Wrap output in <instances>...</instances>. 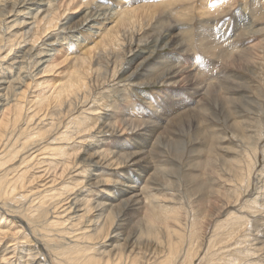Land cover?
Masks as SVG:
<instances>
[{"label":"rangeland","instance_id":"obj_1","mask_svg":"<svg viewBox=\"0 0 264 264\" xmlns=\"http://www.w3.org/2000/svg\"><path fill=\"white\" fill-rule=\"evenodd\" d=\"M52 2H54L55 7H57V9L54 8V10L51 12L50 19L52 21L56 20V22L53 21L54 23L58 22L57 27L48 30L45 28L46 30L44 31L43 29L45 21L41 22V17H38L37 20L35 19V21L39 23H34V32L30 35L29 39H24L25 37L27 38V36H22L21 26L25 28L27 27V25L18 21L16 23V21H14L15 17H10V19H8L7 21L8 24L5 25L4 29H1L0 31V78L3 73L7 72L8 70H11L10 65L13 64L12 58H15L16 55H20L21 49H25V47L27 49V47H30L31 44L37 43L36 46L40 47L44 51L40 53L38 52V56H40V58H43L42 63L38 64V61L34 60V58L28 60L29 62L26 66V69H21V71L26 70V72L23 73V76L26 75L25 77H27L26 79H24V83L22 82L20 84H17L16 86L10 85L11 88L8 89L10 93L7 91V95H9L10 98L9 100L5 101L2 106L0 105V123L3 119L4 123L6 119V122L8 124L6 128L8 130L3 136V139L0 140V154L4 156V148H8L11 146L10 140L8 141L10 143L8 147L2 144L4 139L6 138H11L14 142L20 137V143L22 145L19 144L18 146L21 145L25 147V150H23L22 153L20 152V155H18V157L13 158L14 156L10 157L9 155V157L6 159H9L7 163L9 164L10 162V164H7V166L11 168L10 172L7 171L8 178L12 175L11 178L12 180H14L15 177L18 178L20 174H23L25 176L24 182L26 180L27 181L25 182V184L21 180L17 183H21V187L22 185H25L26 187L22 188L23 192H25L26 194L28 193V196H33L34 198L39 195V192H41V190H44L43 196H45L47 194L45 190H49L51 187L55 186L56 189L67 187V184L63 180L64 176H60L64 168V161L66 160L68 163L75 153H79V158V155L83 153L81 147L82 143L79 141V138H77L76 142L75 140H67L66 142L64 141V149L61 155L58 156L56 153H54L55 151L59 150L60 147H62L63 142L62 140H56V137H58L57 135L59 134H51L49 135V137L47 136V130L48 128H51V125L49 124L52 121H50L49 116L46 117L44 120L42 117L45 116L44 111L46 112V114L48 112L50 113V111L56 112L57 110H59V107L54 102H51L50 105H54L55 108H51L50 105H48V107L46 108H42L41 106H39L41 104L39 102L47 96L53 97V94H56L59 91V89L57 90V88L59 86L61 87L62 85H66L71 77H81L80 74L82 67L79 64L82 63L80 59L83 60L85 58V60H87L89 64L92 62V66H94L93 68L97 66H101L102 68V64L97 65V63L94 61L100 59L97 57V55L106 50V47L104 48V44H107L108 46V42H103L105 33L116 25V22L121 14H126L125 12L136 10V12H138L139 16L141 17L143 23L142 26H139L140 33H142L141 35L147 33L146 35L150 37V40L152 38H157L160 35V32H162L165 28H167L168 24H170L173 28V32L178 35L180 42H183V44L180 46L172 45L170 47H166V49L163 50L159 49V51H156V53L151 56L152 59L150 58L146 60L144 63L138 66L139 69L137 68L134 71V68L136 67L135 65L132 70L137 75L139 74L138 77L136 75L135 83L130 84L128 81H125L124 83H127L125 85H123L124 83L118 84L116 80L112 81V77H109L105 84H103V82L101 81V85H96L95 87L97 95L95 94L94 96L99 97L101 95L100 97L104 99V101L101 102L103 105L100 108H97L96 111L90 112V108L94 109V106H97L94 105V96L92 95L91 99L88 101V104L83 103L82 101H78L76 103L75 116L78 117V115L80 114L81 117L91 118L89 122H84V125H89V127H93V125H96L97 129V127L101 123V120L98 119L99 115L104 116L106 112H109L111 113V115L116 116L115 119H118L117 121H119V118L122 116L121 113L129 111V113L133 115L134 120L131 121L133 124H138V122H141V120L143 119L142 123L145 126V123H147L145 121L149 119L145 114H148V112L152 111L150 110L152 106L148 105V103L146 102L154 103L156 101V103L154 104L162 103V105L164 106L166 102H170L172 105L173 103H176L177 99H181L182 101L184 100V102H186L187 104H190V106H192L193 103L192 111L187 113L182 121L170 123L171 121L170 119H168L166 123L170 125L174 123V126H172L171 129H168V131L166 128L167 125H163V131L165 132L162 133L164 135L161 136L157 142V145L158 147L160 146V149L153 155H148L149 161H151L153 164L155 163L154 166H156L157 164V166L150 171V181L147 178H144L145 180L140 184L137 189V193H141L140 199L142 201L144 200V204L147 202L146 200H148V197L143 190H145V192H148L147 188L149 185L152 186L158 183L159 185L157 186V189L161 190H157L158 194L160 196L163 193V199L166 201H169L170 198L168 197L171 193H176V195H178L180 191V194L178 195L180 199H175V203L177 202L175 205L173 203L167 205L165 204L166 208L169 209L168 211H166L169 212L168 215H172L173 213H175L173 212V208L183 215L184 213L186 214V212H188L186 216V218L188 219H186L185 222L190 223L188 224V226L191 225V220L194 219V212H198L199 220H202V217L208 213V210H211L210 206L212 205L213 201L216 200L217 191H221L219 195H222L223 192L230 194L231 191L234 190V188L236 187L234 186L236 183L235 181H231L230 183L228 182L227 185L223 184L222 181L220 182L219 178H217L219 172L218 169L220 170L222 168L220 167V161H216L215 163L217 164L215 166L213 164L214 162L212 163L211 161L213 153H216L214 152V149L218 147V133H222L226 139L221 142V145H223V147L221 148L223 154L221 156L223 158L226 157L222 161L226 162L225 160L228 159L229 164L230 162H232V160L238 159V155H241L242 157L243 155L246 156L245 153L248 152L250 149V145H248L250 142V136L256 138V142L259 143V151L257 156L258 164L257 168L255 169V172L253 173L251 183H249L248 186L243 187L244 191L246 192H244V194L241 196H236L234 198V201H232L231 206L229 205V209L227 208L226 211L224 210L216 217L213 226L207 228L208 230L206 229V226H204V230L202 229V232L204 233L206 240L202 241L201 243L203 249H199L203 253L201 254L200 258H196L193 264H264V209L261 212H255L256 214H253L250 210L247 209L242 210L243 206H245L246 204V200H250L258 196L260 197L261 201H264V0H52ZM98 4L101 8H103L102 10L98 8L102 13L101 16L103 17L98 16L96 20L97 22H95L94 24H90L92 28L90 27L87 30L88 26H82L81 24L86 23L83 22V12L86 8L89 7L96 6L97 8ZM108 4L111 5V9L109 8ZM105 5L107 7H104ZM153 5L156 7H154ZM75 7L77 9H74ZM149 7H151V12L149 10ZM139 9H141V11L143 9V11L141 12ZM146 9L148 10L147 12ZM154 11L158 14L156 13V18L150 21L153 17V14L155 13ZM161 11L163 12L162 17ZM148 12L152 14L150 18L147 16ZM55 15H57L58 18L55 17ZM158 18L161 20H159ZM143 19L146 21H144ZM32 20L33 19H31V21ZM64 21H66V24L63 26ZM74 22L75 25L78 26H74ZM251 26L253 29H251ZM73 27L76 28L73 29ZM61 28L66 29L62 30ZM27 30L28 28L25 29V31ZM51 32H55L56 34L59 33L56 36L60 38V41L57 43L53 42L54 44L52 43L50 45H43L45 39L50 36ZM209 40H215L219 42L218 45L220 46L214 48L213 46L207 45V42ZM145 47L146 45L144 46V48ZM12 49L13 51H11ZM184 49L186 51H184ZM35 53H37V51ZM198 56H200L201 58ZM193 57H196V59H192ZM21 59L22 58H18L14 61L15 64L12 68L13 71L18 69ZM179 60L182 61V64L188 66L186 68H188L189 71L193 69V72L191 71V73H193V78L191 82L188 83L187 80L183 81L184 77H181L179 79L181 81L178 80V82L175 84L166 85L162 82H159L156 85L151 84L153 80H157V78H159V76L164 73L163 70L167 67L169 62L179 64ZM113 61L115 62V59H113ZM150 63L152 64L150 65ZM165 63L166 65H164ZM112 68L113 66H111V69ZM93 73L95 79L97 77V74H95V72ZM198 75L200 76V78ZM203 80L205 81V85L202 83L204 82ZM138 82H145L150 84L144 86L139 85ZM196 85H198L199 90L197 89ZM112 86L113 88H116L118 90H122V86H124L126 89H129V94H134L131 96V99L125 98V103L121 100V97L118 94L119 91H112ZM194 91H198V93H196V96L193 95ZM175 94L180 97H174L173 95ZM188 94L190 95V98H188ZM106 95L108 96L106 97ZM171 95L176 100H172ZM181 95H183V97H181ZM80 96L82 100L85 99L84 93H81ZM71 97L73 98L74 96ZM166 97H168V99H166ZM19 99L22 101V105L24 107L23 118L26 117L27 120L26 118H22V120H20L18 124H15L13 122L14 119H12L15 117L14 111L9 106L15 105ZM134 99L136 101L134 104L135 106L133 104H130L134 103ZM164 99L166 101H164ZM220 99H222V101ZM127 100H129L130 102H128ZM106 102H114L113 105L119 106L120 109H114L113 105L111 106V108L109 107V109L105 105ZM198 103L199 105L204 104L203 109L201 111L199 110L201 108L199 107ZM119 104H121V106ZM130 107L132 108V110ZM10 109L12 110L10 111ZM39 109H43V116L41 118L44 122L40 120V116L42 114H38L37 110ZM142 110H145L146 113ZM157 110H159L160 112L163 110V108L160 107ZM157 115L160 116L161 112ZM37 117L40 119H38ZM63 120H65V118ZM192 120L195 121L193 122ZM143 125L140 126L139 130H134L133 132L132 129H129L130 133H124L123 137L126 139L124 140L125 145L131 143V146H135V143L139 141L140 136L143 135L144 130H141L142 127H144ZM199 125L201 126V128L199 127ZM23 129L26 132L29 131L28 133L33 130L42 131L43 137L36 138L35 140H33V142L32 140L27 141V138L25 137L26 135L18 136L21 131H24ZM63 130L64 128L61 131ZM197 130L199 132H197ZM168 132L170 133L168 134ZM171 133H173V135ZM109 134L110 133L105 134V136L104 134H99L101 138L108 137V139L106 140H101V142H103H100V144H103L101 149L107 150L109 146H113L114 138L119 137L120 139V136L116 133L114 135ZM47 137L48 139H46ZM164 143L168 145L165 146ZM54 144H56V146ZM52 145L54 148L52 147ZM84 145L86 146V142ZM170 145L172 147H170ZM18 146L17 148L20 149L21 146ZM124 151L131 152L136 150ZM225 151L226 153H224ZM12 159L16 160L12 163ZM24 159L28 161L24 162ZM59 161L61 162L59 163ZM132 164L133 163H125L124 166L112 167L111 165L106 163L101 166H96V168L94 167L92 169L87 167L88 171L93 172V183L97 182V180H102L103 182L100 184V187H98L97 185L93 186V188L91 187L93 191H89L87 190V187H84L86 189H84L85 193L82 196L84 197L86 194L88 197L90 196L89 199L94 202L96 201V198H101L105 196L107 194L106 190L110 188H113V192L117 191L119 195H123V190L125 189L124 187L126 184L125 181L121 180V178L125 177V172L129 169V172H135L137 165ZM241 165V169L244 171L247 168V165ZM98 167L99 169H97ZM15 168L18 170H16ZM77 169H79L78 172ZM83 169H85V166H79L69 169L65 175L67 183H73V186L75 181L71 179L80 177L81 172H83ZM26 170L28 171L25 174ZM229 170L232 171L230 168ZM114 172L116 173V175ZM2 174L3 172L0 171V176ZM121 175L124 176L122 177ZM172 175L173 177H171ZM159 176L161 178H159ZM152 177H155L156 179L159 178L161 181L158 179L157 181L160 182H157L156 179ZM119 179L121 181H119ZM116 181L120 185V187L119 185L117 186ZM62 182H64L65 184ZM113 182L115 183L113 184ZM9 183L13 184L14 186H12L11 188L5 187L6 190L4 191H6V193H3L1 195L2 199H0V209L1 206L7 209L9 208L10 211L8 212L14 215V212L12 211L16 209L15 207L23 205L24 203L23 210L28 213L30 202L28 200V202H25L24 197H21V195L19 196L16 192L17 190L15 189V184L12 182ZM85 183L86 181L83 184ZM82 185H80L78 188H74L75 191L70 190V192L67 193L69 196H71L70 200L74 197L73 192H77V190L80 189ZM118 187L120 188V190ZM12 188L16 192L14 193L15 197L12 193L14 191ZM173 189H176L178 191H175ZM10 190H13L11 192V196L10 192H8ZM100 191H102L103 193ZM61 192L62 190L58 191L59 194ZM233 193L235 194L234 191ZM109 195L113 196L112 193H110ZM58 197L59 195H56L55 198L50 199V201H48L47 204L45 203L44 206L49 205V208L51 209V214L49 215V218L51 220H54L55 218L56 220L64 222V225L66 226L67 213L65 214V212L63 211L64 208L58 209V207H60V205L67 206L68 201H62L60 205L56 207L53 204L58 201ZM45 202L47 201L45 200ZM12 204L13 207L11 206ZM26 207L28 210L26 209ZM234 211H238L239 213H241V211H243L244 213L246 212V216H249L254 220V226L251 228L252 230L249 232L248 237L242 236L241 234L243 232L239 230L238 233L235 232L229 236L232 227H234L232 225L230 227H227V229L223 231L224 237L218 240V243L215 245V247L210 248L212 235L214 233L215 227L217 226L216 224H219L220 222H226V220L230 218V215ZM28 214H30V212ZM35 215L36 214H34V216L31 215L32 218L30 217L33 221H36H34V225H36L38 222L41 223V220H43L42 218H38V214V217L35 218ZM144 216L145 209H142L136 219L131 223L130 226L127 227L126 234L127 232H137L138 235L136 237H139L141 234V229L146 228V224L144 225V223H142L141 221L143 220ZM12 218L13 217L11 215H9L8 218L7 216H5V219L3 218V220L0 217V264H6L7 261H14L16 258L20 257L21 254L18 249L21 250L22 245L25 244V242L27 241L30 242L32 239L31 235H27L28 232L25 233L26 230L24 228H20V223H18L15 219ZM12 220L14 221L12 222ZM137 221H141V224H139V222ZM67 223L69 224L68 221ZM82 224V226L85 227L84 223ZM38 226H36L38 228L37 230L40 231V227ZM69 227L74 226L73 224H70ZM17 231H19L20 233L18 232L16 235H12ZM82 231L84 230L82 229L80 233H78L79 230L78 232L74 231L73 233L72 231L71 233H73V235H75L76 233L81 234ZM6 233L8 234L5 236ZM187 243L183 244L184 250L182 251V254L179 257L177 263L184 261L186 256L185 251ZM15 246L19 248L15 250ZM6 248L8 249L5 250ZM248 248L252 250H258H256L254 253H248L246 255L245 249ZM244 251L245 254L243 253ZM42 252L44 254L43 256L41 255L42 259L44 258V256L49 257V254L45 248H43ZM203 257H205L206 259ZM202 258L205 259L203 260V262L201 260ZM50 262H53L52 259H50Z\"/></svg>","mask_w":264,"mask_h":264},{"label":"bare ground","instance_id":"obj_2","mask_svg":"<svg viewBox=\"0 0 264 264\" xmlns=\"http://www.w3.org/2000/svg\"><path fill=\"white\" fill-rule=\"evenodd\" d=\"M110 6L111 5H109V8L111 9ZM104 7H107V6L105 5ZM154 7H156V6H154ZM54 8L57 9V7H55V4H54V2H52V0H0V31H1V29L3 30L4 26L8 24L7 21H8V19H10V17H12V18L15 17L14 21H16V23L18 21L20 23H25L27 25V27H25V28L23 26H21L22 27L21 28L22 29V31H21L22 36L23 37L27 36V38L25 37L24 39H29L30 35L34 32L33 31L34 23L37 22V21H35V19L37 20L38 17H41V19H40L41 22L45 21L44 29H43L44 31L46 29L48 30V29L55 28V27H57L58 22L54 23V22H56V20L55 21L53 20L54 21L53 22L50 19L51 12L54 10ZM98 8H100V10L103 9L98 4L97 8L95 6V7L86 8L84 10L83 22H86V23L85 24L81 23V24H82V26H88L87 30L91 27L90 24H94L95 22H97L96 20H97L98 16L102 15L101 11ZM33 9H35V10H33ZM74 9H77V8L75 7ZM150 9H151V7H149V10ZM139 10L141 11V9H139ZM142 11H143V9H142ZM147 11L148 10L146 9V12ZM116 12H117V10H116ZM124 12H125V10H124ZM150 12H151V10H150ZM125 13L126 14L120 15L119 19L116 22V25L113 28H111L108 32H106L104 35L103 42H105V43L108 42V46H107V44L105 45L103 43L104 48L106 47V50H104L102 53L97 55V57L100 59H97L96 61H94L97 63V65L102 64V68H101V66H97V67L93 68L94 66H92V62L89 64V62L87 60H85V58L83 60L80 59V61L82 63V64H79L82 67L81 68V74H80L81 77H77V78L71 77L69 82L66 85H62L61 87L59 86L57 88V90L59 89V91H58V93L53 94V97L47 96V97L43 98L42 101L39 100L40 101L39 103H41L40 105L37 103L42 108L48 107V105H50L51 102H54L59 107V110H57L56 112L50 111V113L48 112L46 114V112L44 111L45 116H43V109L37 110L38 114H42L40 116V118L43 116L42 118L44 120L46 117L49 116L50 121H52L49 124V125H51V128H48L47 136L49 137V135H51V134H53V135L59 134V135H57L58 137H56V140H62V142H63L62 143L63 145L61 144L62 147H60V148L58 147L59 150L55 151L54 153H56L58 156L61 155V153L63 152V149H64V144L67 140H71V141L75 140V142H76L77 138H79V141L82 143L81 147H82L83 153H81V155H79V158H78L79 153H75L71 157V160L68 163L66 160L64 161V168H63V171L60 174V176L61 175H62V177L64 176L63 180L67 184L66 185L67 187L56 189L54 186V187H51L49 190H45V192L47 193L45 196H43L44 190H41V192H39V195L38 196L36 195L37 196L36 198H34L33 196L32 197L28 196L27 195L28 193L26 194L25 192H23V189H22L23 187H26V186L22 185V187H21V183L20 184L17 183L21 180L25 184V182L27 180L24 182L25 176L23 174H20L18 176V178L15 177L14 180H12V178H11L12 175L9 176V178L7 175L8 174L7 171L10 172L11 168H9L7 166V164H8L7 161L9 159L8 160H6V159L9 157V155H10V157L14 156L13 158H16V157H18V155H20V152L22 153V151L25 150V147L21 146L22 145L20 143L21 138L19 137L14 142L11 138L10 139L6 138V139H4V141L2 143L6 147H8L10 145V143L8 141L9 140L11 141V146L8 148H4V150H3V151H5L4 156H2V154H0V171L3 172V174L0 176V197L3 193L4 194L6 193V191H4V190H6V188H11L12 186H14L13 184H10L9 182L14 183L15 187H16V188L15 187L14 188L17 190L16 192L18 193V195L19 196L21 195V197H24L25 202L27 200L30 202L29 203L30 204V207H29L30 214H28L29 212L27 213L23 210V205H24V203H23V205H20L18 207H15L16 205L14 206L16 208L14 211H12V212H14V215L8 212V211H10L9 208L7 209V208H4L1 206L0 217L3 220V218L5 219V216H7V218H8L9 215H11L13 217L12 219H15L18 223H20V226H21L20 228H22V229L24 228L26 230L25 233L28 232L27 235L32 236V239L30 242H28V241L25 242V244L22 245L21 250L18 249V251H20L21 256L16 258L14 261H11V260L7 261L6 264H193L195 262L196 258H200L201 254L203 253L201 251L203 249V247L201 246V243H202V241L206 240V237H205L204 233L202 232V229L204 230V226H206V229L209 228L210 226H213V223H214L216 217L220 213H222L224 210L226 211V209L231 206L232 201H234V198L236 196L243 195L244 192H246V191H244L243 187L248 186L249 183H251L253 173L255 172V169L257 168V164H258L257 156H258V151H259V148H258L259 143L256 142V138H253L252 136H250V142L248 145H250L249 151H252V152H249V151L246 152L245 153L246 156L243 155V157L241 155H238L239 156L238 159L232 160V162H230V164H229L228 159L225 160L226 162L222 161L226 157L224 156L225 154L223 155L225 158H223L221 156L223 154L221 151V148L223 147V145H221L222 144L221 142L226 140V139L222 133H220V134L218 133V137H217L219 139L218 145H217L218 147L214 149L215 150L214 152H216V153H213V155L211 157V159H212L211 161H212V163L214 162L213 163L214 166L217 164V163H215L216 161L217 162L220 161V165H221L220 167H222V168L220 170L218 169L219 172H218V176H217V178H219L220 182L222 181L223 184L227 185L228 182L230 183L231 181H233V182L235 181L236 183L234 186H236V187L234 188V190L231 191L230 194L223 192L222 195H219L221 191H219V192L217 191L216 200L213 201L212 205L210 206L211 210H208V213L202 217V220H199L198 212H194L195 213L193 215L194 219L191 220V225L188 226V224H190V223L189 222L185 223L186 219H188V218H186L188 212H186V214L184 213V215H183V214H180L179 211H176V209L171 207V208H173V212H175V213H173L172 215H168L169 212H167V211L169 209L166 208V205L171 204V203H173L175 205L177 203V202L175 203V199L179 198L178 195L180 194V191H179L178 195H176V193L175 194L171 193L172 195L170 194V196L168 197V198H170L169 201L164 200L163 199L164 196H162L163 193H162V195L159 196L158 191H157V190H159V189H157V186L159 185L157 182L161 181L159 179V178H161L160 176L157 179L155 177H152V178H155L156 181L158 179L160 181H157L156 182L157 184H155V185H152V186L149 185L147 188L148 192H145V190H143L144 193H146L147 197H148V200H146L147 202L145 204H144V200L142 201L140 199L141 193L138 194L137 189L140 186V184L145 180L144 178H147L150 181V178H149L150 177L149 176L150 171L154 167L157 166V164H156V166H154L155 163L153 164L151 161H149L148 155H153L154 153L158 152V150L160 149L159 148L160 146L158 147L157 142H158V139L164 135L162 133V132H165V131H163V129H164L163 125L164 124L167 125L166 128L168 131V129H171L172 126H174L173 124L176 121H182L184 116L187 113L192 111L193 103H192V106H190V104H187L186 102H184V100L182 101L180 98H179L180 100L177 99L178 100L177 101L174 98L175 96H177V98L180 97L177 94L173 95L174 97L172 95H171L172 97L170 96L172 100H176V103H173L172 105L170 102H166L164 106L162 105V103L154 104V103H156V101L154 103L153 102H146V103H148V105L152 106V108L150 109L152 111H150V112L147 111L148 114H145L146 111L144 110L145 111L144 114L147 115V118H149L147 121H145L147 123L144 122L146 124L145 126L142 123L143 119L141 120V122H138V124H136V123L133 124L131 122L134 120L133 115L130 114L129 111H125V112L121 113L122 116L119 118L120 119L119 121H117L118 119H115L116 116L111 115V113H109V112H106V114H104V116L99 115L98 119L101 120V123L99 124L97 129H96V125H93V127L92 126L89 127V125L88 126L84 125V122H89L91 118L81 117L80 114L78 115V117L75 116L76 103L78 101H82L83 103L88 104V101L91 99L92 95L94 96L96 94V91H95L96 85H98V86L101 85V81L103 82V84H105V82H107L109 77H112L111 78L112 81L116 80V82L118 84H122L125 81L126 82L128 81L130 84L135 83L137 74L134 71L138 68V66H140L142 63H144L146 60L150 59L151 56H153L156 53V51H159V49L160 50L166 49V47H170L172 45L173 46L174 45L180 46L183 44V42H180L178 35L173 32V30H172L173 28L171 27L170 24H168L167 28H165V29L163 28L164 30L162 32H160V35L157 38H152L150 40V37H148L146 35L147 33L143 34V35H141L142 33H140L139 26L140 25L142 26L143 23H142V19L139 16L138 12H136V10H134V11H129V12H125ZM156 13L157 12H155L153 14V17L151 18L150 21H152L153 19L156 18V15H155ZM149 14L150 13L148 12V15L147 14L146 15L150 18L152 16V14H150V16H149ZM73 16H75V15H73ZM162 16H163V12L161 13V17ZM55 17H57V15H55ZM101 17H103V16H101ZM31 19H33V20L31 21ZM159 20H161V19H159ZM108 21H109V19H108ZM144 21H146V20H144ZM38 23L39 22H37V24ZM65 24H66V21L63 22V26ZM72 26H73V24H72ZM74 26H78V25H75V22H74ZM27 28H28V30L25 31V29H27ZM74 28H76V27H73V29ZM61 29L65 30L66 28H61ZM251 29H253L252 26H251ZM99 30H100V28H99ZM54 33L55 32H51L50 36L47 39H45L44 43L42 42L43 45H48V44L50 45L53 42L57 43L60 41L59 40L60 38L58 36H56L59 33L58 34H56V33L54 34ZM155 34H157V33H155ZM36 44L33 43L30 45V47H27V49H26V47H25V49H21L20 55H18V56L16 55L15 58L14 57L12 58L13 61L11 60L13 62V64L10 65L11 70H8L7 72L3 73V75L1 76V78H0V105L1 106L5 101L9 100V98H10V96L7 95V93L9 92L8 89L11 88L10 85L16 86L17 84L22 83L24 81V79L27 78V77H25L26 75L23 76V73L26 72V70L21 71V69H26V66L29 62L28 60H31V58H34V60L38 61V64L43 62L42 61L43 58H40V56H38V52L40 53V52H44V51L40 47H37ZM71 44H72V42H71ZM218 44H219V42H217L215 40H209L207 42V45L213 46L214 48H216L217 46H220ZM145 45H146V47L144 48ZM0 49H1V46H0ZM11 51H13V49ZM36 51H37V53H35ZM184 51H186V50L184 49ZM187 52H188V50H187ZM100 55H101V57H100ZM198 57H200V56H198ZM18 58H22L20 61V65L18 66V69L13 71L12 68L15 64L14 61ZM113 59H115V62L113 61ZM181 60H183V59H181ZM198 61H199V58H198ZM172 63L169 62L167 67L164 68V70H163L164 73L161 74V76H159V78H157V80H153L151 84L156 85L159 82H162L163 84H166V85L167 84H175L178 82V80L181 77H184L183 81L187 80L188 83L191 82V80L193 78V73H191V71L193 69L191 71H189L188 68H186L188 66H185V64H182V61H180L179 64L174 63V62H172ZM151 64L152 63H150V65ZM135 65H136V67L134 68V71H133L132 68ZM161 65H162V63H161ZM164 65H166V63ZM111 66H113L112 69H111ZM249 69H251V68H249ZM101 70H102V72H101ZM93 72H95V74H97V77L95 79H94V75H93L94 73ZM99 72H101V73H99ZM32 74H33V72H32ZM138 76H139V74L137 75V77ZM211 77H209V78H211ZM199 78H200V76H199ZM179 81H181V80H179ZM194 81H195V79H194ZM200 81H201V79H200ZM202 83L204 84L205 81ZM125 84H127V83H124L123 85H125ZM138 84L146 86V85H149L150 83H145V82L139 83L138 82ZM193 84H195V83H193ZM139 85H137V86H139ZM196 87H197V89L199 88L198 85H196ZM247 88H248V86H247ZM111 89L113 92L119 91L118 94L121 97L122 101H124L125 98L131 99L132 98L131 96L134 94V93L129 94V91H128L129 89H126L124 86H122V90H120V89L118 90L116 88H113V86ZM187 89H189V88H187ZM206 90H207V88H206ZM208 90H209V88H208ZM174 91H176V90H174ZM12 93H13V91H12ZM81 93L82 94L84 93V95H85L84 100L81 99V96H80ZM196 93H198V91H196V92L194 91L193 95L196 96ZM183 95H181V97H183ZM71 96H74V97L72 98ZM100 96L99 97H96V96L93 97L94 105H97V106H94L95 107L94 109L90 108L89 109L90 112L96 111L97 108H100L103 105L101 102L104 101V99ZM107 96L108 95H106V97ZM188 96H189L188 98H190L189 94H188ZM53 98H54V100H53ZM151 98H153V97H151ZM166 99H168V97H166ZM172 100H170V101H172ZM220 100L222 101V99H220ZM127 101L130 102L129 100H127ZM164 101H166V100L164 99ZM120 102H118V103H120ZM135 102L136 101L134 99V103H130V104L134 105ZM160 102H161V100H160ZM113 103L106 102L105 105H106V107L111 108ZM167 104H168V106H167ZM119 105L121 106V104H119ZM198 105H199V103H198ZM203 105H199V107L201 108V109H199L200 111L203 109ZM50 106H51V108H55V106L52 104ZM144 106H147V105H144ZM9 107L12 108L14 111L15 117L12 118V119H14L13 122L15 124H18L19 121L22 120V118H23L24 107L22 105V101L19 99L15 105H10ZM160 107H162L163 110L160 111L161 115L158 116L157 114H159L160 112L157 109ZM115 108L117 109V108H119V106H114V109ZM12 109H10V111ZM131 110H132V108H131ZM204 113H202V114H204ZM24 118H26V117H24ZM35 118H36V116H35ZM40 118H38V119H40ZM42 118L40 119L41 121H43ZM64 118H65V120H63ZM143 118H144V116H143ZM168 119H170V121H171L170 123H172V122H174V123L172 125L166 123ZM199 119H200V117H199ZM3 120L0 123V140L3 139V136L5 135V133L8 130V129H6L7 125H8L6 122V119L4 121L5 124L3 123ZM26 120H27V118H26ZM137 120H139V119H137ZM199 121H201V120H199ZM65 122H66V124H65ZM142 125L144 126L141 129L142 131L144 130L143 135L140 136L139 141H137L135 143V146H133V145L131 146L130 145L131 143L128 145H125L124 140H126V139L123 137L124 133H126V132L130 133L129 129H132L133 132H134V130H139L140 126H142ZM200 125H199V127L201 128ZM63 128H64V130L61 131ZM187 128H188V126H187ZM196 129H198V128H196ZM177 131H178V129H177ZM28 132H26L25 130L21 131L18 136L26 135L25 137L27 138V141L32 140V142L36 138L43 137L42 131L33 130V131H30V133H28ZM197 132H199V131L197 130ZM108 133H110L112 135H114L116 133L117 135L120 136V139H119V137L114 138V136H113V138H114L113 146L112 147L109 146V148H107V150H104V149H101L103 144H100V142H101V140L103 141V140L108 139V137L107 138L106 137L101 138L99 136V134H104V136H105V134H108ZM139 133H141V132H139ZM169 133L170 132H168V134ZM171 134L173 135V133H171ZM10 137H12V136H10ZM48 137L46 139H48ZM130 139H132V138H130ZM85 142H86V146L84 145ZM101 143H103V142H101ZM19 144H21L20 145L21 147L18 146ZM29 145H30V143H29ZM54 145L56 146V144H54ZM166 145H168V144H165V146ZM183 145H184V143H183ZM17 146L20 147V149H18ZM172 146H173V144H172ZM172 146L170 145V147H172ZM1 147H2V145H1ZM52 147H53V145H52ZM150 149H152V150H150ZM48 150H49V148H48ZM124 150H136V151L125 152ZM52 151H54V150H52ZM48 152H50V151H48ZM224 153H226V151ZM26 159H27V157H26ZM15 160H13L12 163ZM26 161H28V160H25L24 162H26ZM60 162L61 161H59V163ZM106 163L111 165L112 167H117V166L120 167V166H124L125 163H133V164L137 165V168H136L134 173L129 172L130 169L127 170L126 172L124 171L125 177L121 178V180L125 181V184H126L124 187L125 189L123 190V195H119L117 193V191L113 192V190H112L113 188H110L107 190L104 189V190H106L107 194L106 195L104 194L105 196H103L101 198H96L97 197V195H96V197H95L96 201L92 202L89 199L90 196L88 197L86 194L84 197L82 196L85 193L84 189H86L84 187H87V190L90 191V190H92L93 186H95V185L100 187V184L103 181L97 180V182L93 183L94 182L93 181V179H94L93 172L88 171L87 167L92 169L94 167L96 168V166H101V165L106 164ZM221 163H223V164H221ZM9 164H10V162H9ZM241 164L247 165L246 166L247 168L244 171L241 169L242 168ZM190 165H192V164H190ZM79 166H85V169L82 170L83 172H81L80 177L71 179V180L75 181L74 185L72 186L73 183H67V181L65 179L66 172L69 169L79 167ZM228 166L232 171L229 170ZM26 167H27V164H26ZM216 167H213V168H216ZM24 169H25V167H24ZM97 169H99V167ZM16 170H18V169H16ZM28 170L25 171V174ZM212 170H214V169H212ZM75 171H76V169H75ZM78 171H79V169H77V172ZM212 172H214V171H212ZM115 175H116V173H115ZM13 176H15V175H13ZM171 177H173V175ZM112 178H113V175H112ZM35 180H36V178H35ZM121 180L119 179V181H121ZM31 181H33V180H31ZM85 181H86V183L83 184ZM117 181H116V183H117ZM33 182H35V181H33ZM62 183H64V182H62ZM114 183L115 182H113V184ZM80 185H82V186L80 187V189L77 190V192H73L74 197L70 200L71 196H69L67 193L70 192V190L75 191L74 188H78ZM118 185L119 184L117 183V186ZM7 186H9V187H7ZM119 187H120V185H119ZM59 190H62V192L60 194L58 193ZM119 190H120V188H119ZM173 190L178 191L176 189H173ZM12 191L11 190L8 191V192H10V196H11ZM159 191H161V190H159ZM233 191L235 192V194L233 193ZM16 192H15V190L12 192L14 197H15L14 193H16ZM86 192H88V191H86ZM100 192H102V191H100ZM154 192H156V193H154ZM108 193L109 194L112 193L113 196L109 195ZM56 195H59V197H58V201L55 204H53L54 206L58 207L62 201H68L67 206L66 205H60V207H58V209L64 208L63 211L65 212V214L67 213L66 226L64 225V222L56 220L55 218H54V220L53 219L51 220L49 218V215L51 214V212H50L51 209L49 208V205L44 206L45 203L47 204L48 201H50V199H52V198H55ZM99 195H100V193H99ZM8 196H9V194H8ZM10 196H9V198H10ZM34 196H35V194H34ZM0 199H2V197ZM36 200H38V201H36ZM45 200L47 202H45ZM20 202H18V203H20ZM22 202H23V200H22ZM14 203H16V202H14ZM18 203H17V205H18ZM247 205H249V206H247ZM11 206L13 207V204ZM65 206H66V208H65ZM27 207H26V209H27ZM142 209H145V216L143 217V220H141V221H142V223H144V225L146 224V226H145L146 228L141 229V234L139 237H136L138 235L137 232L136 233L127 232V234H126L127 227L131 225V223L140 214ZM243 209L250 210L253 214L255 212L257 213L259 211L261 212L264 209V201L263 200L261 201L260 197H258V196L255 198H252L250 200H246V204H245V206H243L242 210ZM250 211H249V213H250ZM245 213L243 211H241V213H239L238 211L237 212L234 211L230 215V218L228 220H226V222H220L219 224L215 223L217 226L216 227L214 226L215 230H214V233L212 235V241L210 244V248L215 247V245L218 243V240H220L222 237H224L223 231L225 229H227V227H230L232 225L234 227H232V230H231L229 236L235 232L238 233V230H239V231L243 232L241 234L242 236L248 237L249 232L252 230L251 228L254 226L253 225L254 220L252 218H250L249 216H246ZM34 214H36L35 218L38 217V215H39L38 218L43 219V220H41V223L38 222L36 225L33 224L35 220L33 221L31 219L32 218L31 215L34 216ZM82 218L84 221L82 220ZM50 220H51V222H50ZM13 221L14 220H12V222ZM67 221L69 222V224L67 223ZM141 221H137V222H139V224H141ZM82 223H84L85 227L82 226L83 225ZM70 224L71 225L73 224V226L75 228L69 227ZM85 224H87V225H85ZM38 225H40V226H38ZM36 226L40 227L39 228L40 231L37 230L38 228ZM82 229L84 231H82L81 234L76 233L75 235H73L74 231L78 232V230H79L78 233H80V231ZM210 229H212V228H210ZM20 231H21V229H20ZM72 231H73V233H71ZM18 232L19 231L13 233L12 235H16ZM53 232H55V233H53ZM7 234L8 233H6L5 236ZM252 234H254V233H252ZM7 237H10V236H7ZM207 242H208V240H207ZM249 242H251V241H249ZM184 243H187V247H186V251H185V253H186L185 259L183 262L177 263L179 257L182 254V251L184 250V248H183ZM17 248H19V247H17V246L14 247L15 250H17ZM43 248H45L47 250L50 258L44 256V258L42 259L41 255L42 256L44 255L42 252ZM7 249L8 248H6L5 250H7ZM199 249H201V250H199ZM245 250H246V255H247L248 253H254L258 249L252 250V249L248 248ZM243 253L245 254V251ZM203 258H205V257H203ZM203 258L201 259L202 262H203V260L206 259V258L205 259H203ZM50 259H52V261H53L52 263L50 262Z\"/></svg>","mask_w":264,"mask_h":264},{"label":"snow or ice","instance_id":"obj_3","mask_svg":"<svg viewBox=\"0 0 264 264\" xmlns=\"http://www.w3.org/2000/svg\"><path fill=\"white\" fill-rule=\"evenodd\" d=\"M192 59H196V57H193Z\"/></svg>","mask_w":264,"mask_h":264}]
</instances>
